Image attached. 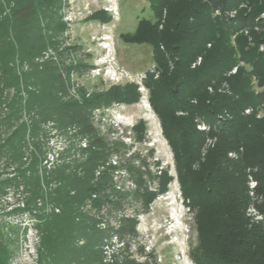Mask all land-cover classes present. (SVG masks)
<instances>
[{
    "label": "trees",
    "instance_id": "16d2710c",
    "mask_svg": "<svg viewBox=\"0 0 264 264\" xmlns=\"http://www.w3.org/2000/svg\"><path fill=\"white\" fill-rule=\"evenodd\" d=\"M12 1L14 5L5 16L4 8L0 6V79L3 82L0 93L4 87L17 88L8 120H18L28 110L37 112L42 119L52 118L60 126L77 124L83 131L93 133L89 116L94 107L114 101H139L140 93L135 84L113 85L89 97L84 96L82 100L64 96L72 64L61 68L51 60L42 64L34 62L43 50L57 47L56 34L66 28L60 20L58 23L51 20L45 25L40 23V18L48 17L49 12L53 15L50 10H58L61 0ZM149 2L152 17L139 19L135 31L122 33L121 39L152 46L153 61L160 75L155 78L150 74L146 84L152 91V105L161 116L164 133L176 156L184 201L196 210L199 243L191 255L195 264H264V227L246 213L250 201L247 168L257 169L255 176L260 183L259 190H264V117H257V109L264 105V49H261L264 44V16H261L264 0ZM215 9L222 10V15H215ZM230 9L237 10L233 18L223 13ZM92 17L104 21L111 19L105 11ZM199 56H202V62L192 67ZM16 58L29 61L30 71L19 76L12 64ZM235 65H239L237 72L229 74ZM22 81L24 91H27L25 101ZM225 81L230 84V94L209 91L211 84ZM258 86L262 89L258 90ZM248 107L254 112L247 114ZM196 117L216 126L211 135L216 136L217 141L205 158L201 157V149L206 133L197 129ZM134 129L139 139L146 138L144 121L138 122ZM27 130L26 124L22 123L4 140V147L20 143L19 150L10 154L14 162L22 160L21 141ZM32 131L36 129L32 128ZM110 148L101 143L100 138H95L89 148L90 157L82 163V176L67 173L65 167L46 174V179L61 180V185L46 196L59 204L62 212L44 222L42 263L44 260L46 264H62L64 260L65 264L73 261L93 263L101 259L97 246L104 234L79 209L93 193L100 194L95 199L98 203L107 201L115 205H121V200L128 196L119 193L114 200L106 192L113 185L109 172L95 180L98 163L116 149ZM231 151H237L239 156L230 157ZM142 162L148 165L146 159ZM37 164L38 158L34 156L30 164L34 176H28L27 170L19 167L17 173L14 172L15 177L0 181V196L7 188L19 187L23 181L33 188L32 199L40 196ZM127 169L136 174L135 183L139 187L135 193L142 196L148 208L157 192L149 190L139 166L127 162ZM146 169L151 174L148 166ZM159 180L158 192H165L172 176L161 170ZM259 208L264 213V204ZM127 221L128 230L134 232L137 219ZM122 222V226H126L125 220ZM81 239L85 240L82 245L79 244ZM11 255L12 250L0 232V264H9ZM112 264L143 263L126 257L121 263Z\"/></svg>",
    "mask_w": 264,
    "mask_h": 264
},
{
    "label": "rangeland",
    "instance_id": "374dc122",
    "mask_svg": "<svg viewBox=\"0 0 264 264\" xmlns=\"http://www.w3.org/2000/svg\"><path fill=\"white\" fill-rule=\"evenodd\" d=\"M77 1L79 8L86 3L85 0ZM89 1L93 6L92 14L87 17H75L71 25L64 18V0H61L58 10H50L53 11L52 16L49 12L48 17L40 18L41 25L51 20L58 23L60 20L66 24V28L56 34L59 41L57 47L43 50L35 57L34 62L42 64L51 60L58 63L61 68L71 63L69 85L64 96L76 100H82L84 96L89 97L113 85L135 84L139 91L138 84L131 82L130 76L138 77L146 73L147 76L143 82L147 88L149 103L142 101L140 95L137 102L114 101L94 107L89 116V123L93 127V133H90L83 131L77 124L60 126L52 118L42 119L37 112H28V110L23 112L20 119L8 120L10 104L17 88L16 86L2 88L3 91L0 93V181L15 177L19 167L25 168L28 176H34L35 173L30 169V164L35 156L38 158L37 174L41 182V195L34 199L31 193L33 188L27 186L24 181L17 188H7L0 196V232L4 234L8 247L12 250L9 264H46L45 260L41 262L42 254H44V222L53 214L62 212V207L48 195L46 196L48 192L61 185V180L46 179V174L65 167L67 173L74 172L82 176V163L90 157L89 148L95 138H100L101 143L110 146V149L116 147L104 161L102 160L96 166L95 180L104 172H109L113 185L112 189L109 188L106 192L114 200L118 198L119 193H127L128 196L121 200V205L107 201L98 203V200L90 202L89 198L93 199V196L81 203L79 209L81 213L86 215L92 225L104 234L97 246L101 252V259L93 263L73 261L72 264L121 263L126 257L143 264H195L191 252L199 243L196 210L189 208L186 204L187 200L184 201L185 196L182 193L183 189L176 169V156L164 133L161 116L152 105V91L146 84L149 75L154 74L150 68L153 63H156L153 61L152 46L147 43L124 42L121 39L122 33L135 31L139 19L152 14L150 2L149 0H118L120 18L113 22L111 19L104 21L101 18L92 17L102 12V7L109 3L108 0ZM13 5L12 0H0V6L4 8L3 16L10 13ZM235 15L229 17L233 18ZM263 15L264 12L261 16ZM235 37L236 35L232 38L233 42ZM262 46L264 44L261 45V49ZM102 63L106 67L104 66V73L100 74L97 64ZM12 64L15 65V71L19 76L31 69L30 62L21 61V58H16ZM235 66L239 67V65ZM236 72H229V74ZM1 81L0 79L2 86ZM224 83H227V86ZM254 83H257L256 79ZM24 84L22 81V96L25 101L27 91H24ZM221 84L229 86L230 92L227 93L230 94L229 82L225 81ZM257 89L260 90L262 87L258 86ZM140 121H144L147 127L144 139H139L134 129ZM22 123L28 127L21 141L22 160L14 162L10 154L19 150L20 143L4 147V140ZM32 128L36 131H32ZM96 148L94 146V149ZM207 153L201 157L205 158ZM142 159H146L148 165L143 164ZM127 162L139 166L144 172L145 184L149 190L157 192L148 208L142 196L135 193L139 185L134 182L136 174L127 169ZM146 166L152 175L147 173ZM110 167L112 169H109ZM161 170L167 171L172 176L165 192H158ZM98 171H101V174ZM139 190L142 192V189ZM261 192L264 190L258 192L264 194ZM94 194L97 198L100 197L99 193ZM28 200H30L29 203ZM134 218L138 221L139 230L133 232L128 230L127 220ZM123 220L126 226H122ZM114 228L123 232L119 240L114 237ZM84 242L85 240L81 239L79 244L82 245ZM112 257H114L113 262L110 261ZM65 263L64 260L62 264Z\"/></svg>",
    "mask_w": 264,
    "mask_h": 264
},
{
    "label": "built area",
    "instance_id": "2783aa9c",
    "mask_svg": "<svg viewBox=\"0 0 264 264\" xmlns=\"http://www.w3.org/2000/svg\"><path fill=\"white\" fill-rule=\"evenodd\" d=\"M84 2H86L85 5L81 6V8H79L80 6L78 5L79 3H78L77 0H64V18H65V21L69 25H71L74 22L75 17L76 18L77 17H87V16H90L92 14L93 6H91V3H90L91 1L85 0ZM108 2L109 3L107 5H103L102 11H105V12L109 13L111 15V20L113 22H115V21L119 20V18H120V7H119L118 0H108ZM78 9H80L79 12H77ZM236 12L237 11L235 9H232V10H226L223 13L226 16L229 17V16H232V15L236 14ZM76 14H78V15H76ZM214 14L215 15H222V10L215 9ZM263 47L264 46H262V49H263ZM201 62H202V56H199L193 62L192 67H195V66L199 65ZM104 63L99 64V65L97 64V70H98V72L100 74L104 73V66L106 67V65H104ZM237 69H238V67L235 66L230 71V73L236 72ZM150 71L155 74V77H159L160 72L157 69L156 63L152 64V66L150 68ZM146 76H147L146 73H144L142 76L140 75L138 77L132 75V76H130V80H131V82L138 84L139 92H140V95H141V100L142 101H146V102L149 103V97L147 96V88H146V85L143 82V80H144V78ZM115 79H117V78H115ZM224 84L227 86V83H224ZM224 84H220V85L219 84H211L209 86V91L212 92V93H215V92H222V93L230 92L229 86L226 87ZM107 110L110 111L109 108H107ZM245 112L247 114H250V113L254 112V109L252 107H248V108H246ZM179 113L182 114L183 112H179ZM257 117L258 118H263L264 117V105L257 109ZM195 122H196L197 129L202 131V132H204V133H206V138H205V141H204L202 149H201L202 156H203V155H205L207 153L208 149H210L212 146L215 145V143L217 141V137L211 135L212 129L214 127H216V126H213V124L211 122L206 121L202 117H196ZM241 150H242V148H241ZM229 156L237 158L239 156V153L237 151H231L229 153ZM106 163H107V166H108V162H106ZM256 171H257L256 168H252V167L248 168V172H247V188L248 189L247 190H248V194H249V198H250L251 202L249 201V204L247 205L246 213H247L248 216L251 217V219L253 221L262 223V225L264 227V213L259 208V205L264 204V194H259L258 193L259 192L260 183H259V180L257 179V177L255 176V172ZM98 173L101 174V171H98ZM261 193H264V192H261ZM92 196L94 198L93 199L89 198L90 202L91 201L95 202V199H97V195L94 194ZM92 205H94V204H92ZM104 227H106L105 224H104ZM136 227H137V224L135 226V230L138 229V227L137 228ZM121 235H122V233L119 232V230L117 228H114V237L116 238V240H119ZM110 259H111L110 261H112V262L114 261V257H112Z\"/></svg>",
    "mask_w": 264,
    "mask_h": 264
},
{
    "label": "crops",
    "instance_id": "0c3cea01",
    "mask_svg": "<svg viewBox=\"0 0 264 264\" xmlns=\"http://www.w3.org/2000/svg\"><path fill=\"white\" fill-rule=\"evenodd\" d=\"M152 14H149L147 17H152V15H153V12H151ZM139 22V21H138Z\"/></svg>",
    "mask_w": 264,
    "mask_h": 264
}]
</instances>
